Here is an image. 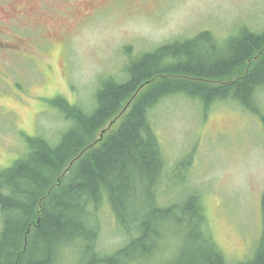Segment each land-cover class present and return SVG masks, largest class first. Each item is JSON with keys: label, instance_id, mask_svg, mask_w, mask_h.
Masks as SVG:
<instances>
[{"label": "rangeland", "instance_id": "374dc122", "mask_svg": "<svg viewBox=\"0 0 264 264\" xmlns=\"http://www.w3.org/2000/svg\"><path fill=\"white\" fill-rule=\"evenodd\" d=\"M16 1L24 3L17 8L29 9L38 0ZM73 1L81 9L75 21L59 22L57 15L34 22L25 17L1 36L0 170L22 158L28 149L26 136H41L55 144L72 126L73 121L50 100L61 97L87 115L95 107L100 80H125L132 58L202 30L222 40L242 26L257 31L264 26V0H99L95 8L86 0H64L58 8L64 11ZM256 93L264 114V90ZM159 100L148 117L165 158L158 188L162 201L180 202L190 186L196 187L224 264L248 263L264 232L262 120L231 98L206 107L199 98L183 94ZM116 124L114 120L105 125L102 135ZM177 161L185 163L183 168ZM132 203L127 204L128 214L135 215ZM97 210V247L109 253L125 242L126 234L118 229L105 201ZM153 227L160 231L158 224ZM168 236L175 240L182 235ZM200 246L187 243L185 249ZM180 247L178 243L167 248L154 260L119 264H182L175 259ZM80 258L78 248H66L57 264H93L88 255L84 262Z\"/></svg>", "mask_w": 264, "mask_h": 264}, {"label": "trees", "instance_id": "16d2710c", "mask_svg": "<svg viewBox=\"0 0 264 264\" xmlns=\"http://www.w3.org/2000/svg\"><path fill=\"white\" fill-rule=\"evenodd\" d=\"M125 74L123 81L100 80L87 115L61 97L50 100L72 126L55 144L26 136L22 158L0 170V264H57L66 248H78L81 262L88 255L93 264L154 260L178 243L175 259L182 264H224L196 187L180 202L162 201L158 188L165 158L148 113L173 94L199 98L204 107L231 98L264 125L256 93L264 90V26L258 31L242 26L222 40L202 30L132 58ZM114 119L116 127L102 135ZM102 200L126 234L109 253L97 247ZM132 200L135 215L128 214ZM170 233L182 236L172 240ZM151 237L154 243H148ZM187 243L201 246L188 251ZM254 252L245 264H264V232Z\"/></svg>", "mask_w": 264, "mask_h": 264}, {"label": "flooded vegetation", "instance_id": "af4514ba", "mask_svg": "<svg viewBox=\"0 0 264 264\" xmlns=\"http://www.w3.org/2000/svg\"><path fill=\"white\" fill-rule=\"evenodd\" d=\"M26 1V0H25ZM64 0H38L36 5L30 6L29 9L17 8L24 3H20L16 0H0V39L6 32L5 28L15 25L21 18L29 17L31 22L41 20L43 17L56 18L57 15L59 22L75 21L81 13L78 3L75 1L66 4V10L62 11L58 8V2ZM92 2L93 8L99 0H86L85 2ZM8 31V30H7ZM4 41L0 40V43ZM11 42V41H9Z\"/></svg>", "mask_w": 264, "mask_h": 264}]
</instances>
